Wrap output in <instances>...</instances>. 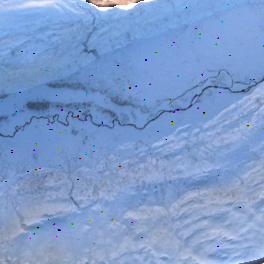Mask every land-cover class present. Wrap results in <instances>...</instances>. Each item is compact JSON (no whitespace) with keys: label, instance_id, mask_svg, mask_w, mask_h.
<instances>
[{"label":"trees","instance_id":"trees-1","mask_svg":"<svg viewBox=\"0 0 264 264\" xmlns=\"http://www.w3.org/2000/svg\"><path fill=\"white\" fill-rule=\"evenodd\" d=\"M97 2L128 7L134 5L136 0H97ZM254 2L255 0H223L218 8L209 10L194 6V0H155V3L146 6L137 16L116 22L129 31L123 40L113 44L111 50L127 47L130 38L140 37L141 34L150 32L168 29L178 30L186 35L187 24L191 20L203 19L208 14L220 13L232 6ZM55 20L56 14L52 11L35 10L25 20L0 24V38L5 33L27 35L23 45L26 54L38 53L35 58H30L26 62L15 63L12 65L13 68H22L25 74L40 72L44 70V57H57L67 50L66 46H62L54 39V35L63 30L62 28L52 29ZM3 47L4 45H0V49ZM81 51L100 57L96 50L89 49L84 43L81 44ZM10 55L14 57V53ZM43 83L86 90L99 89L111 94V89L101 84L84 83L75 79H57ZM260 84H264V80L254 85L240 99L229 103L225 108L227 111L221 110L219 114L209 117L207 121L185 122L189 124L186 129L182 125L168 126L166 124V127L160 129L161 133L153 132L145 136L144 131H140L135 137H127L122 131L123 125L119 123L105 127V131L94 129L96 127L93 123L90 128L95 131L73 127L78 121L83 125L91 119L89 115L91 105L87 103L53 105L44 100H27L21 106L31 113L32 121L47 122L51 125L48 118L54 114L53 112H58L62 119L58 129L63 131L57 134V139L48 138L25 150L5 143L3 151L0 152V176L8 178L10 185L4 187L3 211L5 213L9 209L15 211L29 201L43 200L49 196L58 198L62 196V203L77 208V216L82 228L85 224L87 225L90 212L94 213L99 222L92 248L98 252H106L107 257L110 256L109 253L118 250L125 241L130 245L129 250L125 252L127 253L125 257H128L132 251L139 249L138 245L145 243L155 234L169 237L170 240L176 239L164 226L158 225L156 220L160 218L174 221L177 217L178 221L183 222L185 217L189 215L191 218L198 211L209 216L206 213L214 211V208L196 207V205L205 204L208 200L227 201L226 204L215 207H222L228 211L216 212L215 215L221 214L228 219L229 232L234 233L236 230L238 232L242 220L244 228L252 225L251 228L258 229L260 223L257 218L264 210V131L258 127L241 148L229 153L227 164L224 163L225 158L221 157L220 153L227 151L231 145L221 146L217 150L205 153L204 156L200 153L208 143L213 140L219 143L221 140L229 139L234 130L252 123L254 118L259 125L260 118L264 116L260 112V109L264 108V102L257 97L253 101L256 107H253L252 103L244 101V98L249 97ZM19 88H26L23 82L20 83ZM8 93L0 91V97ZM110 111V114L105 112L104 121L110 122V118L115 115L114 110ZM79 115H82L83 119L78 118ZM0 119H7V117H0ZM210 119H215L217 123L204 129L203 124L208 123ZM114 120L120 121L121 116ZM113 126L114 131L110 130ZM195 128H200V132L197 133ZM206 133L214 135L211 139L206 137L204 141H201L200 136ZM172 135L176 138L166 144L159 143V140ZM157 136L159 139L155 138ZM10 139V137H4L6 142ZM177 144L180 147H177ZM214 163L224 166L212 168L206 176L199 179L183 175L184 171L194 172L193 166L203 167ZM185 165L188 167L185 168ZM7 166L15 169L11 172L18 175L11 172L4 175L3 168ZM161 171L164 175L163 180L148 179L149 176L158 175ZM169 176L177 177V179H169ZM238 179L240 180L239 189L232 187ZM226 187L232 188L227 194L224 191ZM241 190L246 193L244 196L246 201L255 202L250 205L251 212H248L242 204L234 206L236 198L241 195ZM102 191L108 199L101 197ZM113 193H115L114 197ZM196 193L201 195L193 196L191 201L173 209V205L179 204L186 196ZM77 195L88 197L89 200L90 197H97V199L90 200V203L86 204L81 211L80 204L84 201L77 200ZM185 208L188 209L187 212L183 211ZM157 209H172V211H169L166 216L157 217L155 220L150 219L156 216ZM172 212L177 214L173 215ZM129 213L133 216L129 217ZM221 215L219 217L205 216L206 219L198 218L195 221L207 220L214 225V221L219 222L222 219ZM135 216L149 218L148 223L133 219ZM149 226L153 227L149 228ZM138 228H144L146 231H138ZM58 248L66 250L64 246H58ZM84 248L86 247L83 246L81 252ZM66 251L69 252L68 249Z\"/></svg>","mask_w":264,"mask_h":264},{"label":"snow or ice","instance_id":"snow-or-ice-1","mask_svg":"<svg viewBox=\"0 0 264 264\" xmlns=\"http://www.w3.org/2000/svg\"><path fill=\"white\" fill-rule=\"evenodd\" d=\"M155 3V0H136L134 5L124 7L117 4H100L97 0H0V24L8 22H18L25 20L35 10H50L56 14V20L52 26L53 30L63 29L58 34L54 35V39L66 49L57 57L46 56L44 70L35 73L25 74L22 68H13L17 62H26L30 58H35L38 53L26 54V49L23 47L27 35L10 34L0 38V45H4L0 49V91L17 92L21 89L19 85L24 83L28 89H35L37 99H42L53 105L59 103H87L91 105L89 115L91 119L83 125L78 121L73 127L87 128L89 131H95L90 128L93 122H103L106 119V113L103 109L108 108L114 110V106L110 105V96L100 93L86 94L78 91L67 90H49L42 87L44 81L75 79L84 83L93 82L101 84L107 88L112 89V94L120 96L124 100L134 101L141 107L137 109L132 117L129 113L131 122L139 124L144 129V135H151L154 131L166 127V122L171 120H180L183 128H188L189 124L183 123L184 119L192 120L197 116V113L204 107L210 105L212 99L206 97L201 105L189 109L183 113L182 116L173 114L171 117L165 115L160 120H155V115L159 114L157 107V100L159 93L154 90L151 83H131L117 84V77L113 74V69L104 60L98 59L97 56L89 55L81 51V44L84 43L89 49L96 50L100 57L106 56L114 43L118 40H123L128 29L121 27L117 21L124 20L130 17L137 16L146 6ZM223 3V0H194V6L205 7L209 10L216 9ZM225 27L230 31L243 36L247 39V43L242 48H237L235 52H230L227 55L208 56L204 59L197 57V67L195 71L186 79L185 82L190 87L196 84L203 83L209 80L210 77L216 75L219 68L224 67L230 71L233 76L237 78L243 76L245 79L264 80V0H255L252 4H244L239 12H229L220 17ZM50 34V33H49ZM143 35V34H141ZM9 37V39H5ZM14 53L13 55H10ZM7 65V66H6ZM215 70V71H214ZM219 96V92L209 93V97ZM261 98L264 102V84L256 87L249 97H245L244 101L252 103L253 107L256 105L253 101L256 98ZM162 107V106H160ZM235 107V105H233ZM227 111V109H225ZM264 114V108L260 109ZM123 115V113H120ZM0 117H7V119H0V152L3 151L5 143L15 146L17 149L25 150L31 146H36L41 142L46 141L51 134L60 133L62 129H56L47 122L32 121L31 113L24 109L20 104V97L12 96L9 101H0ZM153 120V123L148 124V120ZM217 121L210 119L208 123L203 124V128L207 129L210 125H215ZM264 131V116L260 118V123L257 125L256 118L252 123L242 125L240 129L234 130L229 139L221 140L219 143L212 141L201 151V156L213 150L219 149L221 146L231 145L225 152H221L220 156L225 158L224 163L227 164V156L229 153L241 148L252 136L257 128ZM197 133L200 128H195ZM179 132V129H177ZM187 135V133H185ZM213 133H206L200 136V140L204 141L207 137L211 139ZM4 137H10L7 142ZM159 139V137H155ZM175 135L168 136L166 139L159 140L160 144H166L175 139ZM195 142V141H194ZM180 147L179 144L176 145ZM155 162H153L154 164ZM223 164L214 163L212 165L193 166L194 172L184 171V177L192 179H199L206 176L212 168H221ZM143 167V166H142ZM164 165H161L163 169ZM185 168L188 166L185 165ZM247 175V174H246ZM169 179H177V177L169 176ZM150 181L163 180L164 175L161 171L158 175L149 176ZM9 181L0 183V264H98V261H103L104 264H123L119 257L127 252L130 245L127 241L119 246V249L113 251L111 257H107L106 252H98L94 248H84L82 252L83 259H80V254H73L67 252L64 248L52 249L50 245L37 244L43 239L46 232H26L22 225H40L46 219V215L51 216H67L68 214L76 213L77 208L68 206L62 203L61 197H45L43 200L29 201L27 204L21 205L19 209L13 211L9 209L7 213L4 209V185ZM240 180H236L232 187L239 189ZM79 191V185L77 186ZM232 190L231 187L224 189L227 194ZM245 192L241 190V195L236 198L235 204H242L251 212L255 202H248L244 199ZM196 193L188 195L181 200L179 204L173 205V209L180 207L193 199V196H199ZM90 196V193H89ZM115 196V193L112 194ZM101 197L108 199L101 192ZM77 200L84 201L80 204V210L83 211L85 205L97 199V197H82L77 195ZM225 200H208L205 204L196 205L197 208H214V211L206 213L209 216L215 215L216 212L228 211L222 207L226 204ZM94 210V209H93ZM172 209H157L156 216L150 219L155 220L157 217H163ZM187 212L188 209H183ZM173 215L177 213L172 212ZM129 217L133 214L129 213ZM135 220H140L143 223H148L149 218L139 216L133 217ZM198 219L194 217L193 220ZM260 223V232L264 233V210L261 216L257 218ZM191 221H184L183 225H177L176 228H182L190 224ZM242 220L239 225V231L233 235L227 232H221L219 228L215 229V235H208L202 233V238H197L191 244L182 243L183 237H188L193 233V229L185 232H177L176 236L179 238L171 239L166 242V247L170 248L175 255L170 258L169 264H211L207 260V254L214 252L215 249L208 247H201L203 241H214L216 237H227L228 241H239L244 237L241 233H246L249 228L243 227ZM208 227V225H195L196 229ZM138 231L145 232L146 229L138 228ZM156 242L155 238L149 240L137 247L147 250ZM222 247H231L233 249L232 255L228 257L232 261L233 257H239L240 252L235 251V245L222 244ZM241 248H247V245H240ZM196 253V255H193ZM166 251H161L159 255H168ZM147 256V252L145 253ZM155 256L156 253H153ZM256 259L264 260V243L256 248L254 251ZM143 264L142 257H137ZM159 264V261L157 262Z\"/></svg>","mask_w":264,"mask_h":264},{"label":"flooded vegetation","instance_id":"flooded-vegetation-1","mask_svg":"<svg viewBox=\"0 0 264 264\" xmlns=\"http://www.w3.org/2000/svg\"><path fill=\"white\" fill-rule=\"evenodd\" d=\"M241 7L233 6L222 13H211L203 19L192 20L191 29H187L186 35L178 30L165 29L130 38L127 47L110 51L106 56L98 59L104 60L111 66L113 74L117 77V84L127 85L132 81L151 83L154 90L159 93L158 110H162L157 118L165 115L171 117L173 114L182 116L189 109L201 105L206 97L213 102L202 108L197 115L204 112L207 117L211 116L217 109H222L228 103L240 99L255 84L251 79H245L243 76L239 78L233 76L224 67L219 68L216 75L209 80L194 87H190L185 81L195 71L198 64L197 57L204 59L208 56L227 55L247 43L245 37L226 28L220 18L232 12L231 8H236L239 12ZM151 34H155V37L147 40L146 37ZM216 92H219L218 97H209V93ZM109 96L113 101L126 107L133 118L137 109L141 107L134 101L124 100L118 95ZM127 111L121 110L123 115L120 121L113 120L108 124L106 121L94 123H100L101 130L105 129V125L111 126L113 123L131 126L127 122L129 120ZM104 112L111 111L107 109ZM53 113L48 121L56 128L61 119L58 112ZM78 118L83 119V116L79 115ZM146 127L147 125L137 129L143 131Z\"/></svg>","mask_w":264,"mask_h":264},{"label":"water","instance_id":"water-1","mask_svg":"<svg viewBox=\"0 0 264 264\" xmlns=\"http://www.w3.org/2000/svg\"><path fill=\"white\" fill-rule=\"evenodd\" d=\"M231 11L232 12H237L236 9H231ZM190 24H191V22H190ZM154 37H155V34H151V35L147 36L146 38H147V40H149V39H153ZM260 81L261 80H259V79L257 80V82H260ZM41 86L44 87V88H47L49 90H53V89H56V90H67V91L74 90V91H78V92H82V93H86V94H94V93L103 94V93H101L99 91H85V90H82V89L76 90V89H70L68 87H63V86H59V87H51V86H46V85H41ZM12 96L25 97L27 99H35V98H37V93H36L34 88L33 89L24 88V89H21L20 91H17L15 93H10V94L0 98V101L7 102V101H9V98L12 97ZM111 104H113V103L111 102ZM154 118H156V115H155ZM148 122H150V121H148Z\"/></svg>","mask_w":264,"mask_h":264},{"label":"rangeland","instance_id":"rangeland-1","mask_svg":"<svg viewBox=\"0 0 264 264\" xmlns=\"http://www.w3.org/2000/svg\"><path fill=\"white\" fill-rule=\"evenodd\" d=\"M221 13H222V12H221ZM179 123H180V122H178V120H172V123H170V125H179ZM154 133H157V134H158V133H161V130L158 129V130L154 131ZM126 135H127V137H135L136 135H138V133H137V132H133V131H131V132L126 133ZM12 170H15V169H13L12 167H9V166L4 167V168H3V173H4V175H6L8 172H11ZM1 176H3V175H1ZM58 226H59V225H58ZM33 228H34V229H37V227H35V226H33ZM85 228H86V227H85ZM85 228H77V230H76L77 235L79 236V240H80L81 243H82L83 241H86V238H87V233H86ZM88 232H89V228H88ZM79 240H78V241H79ZM218 240L220 241L221 238H218ZM80 242H79V244H80ZM80 245H81V244H80ZM246 249L249 251L248 255H250V253H252V251H253V248H251V247L246 248ZM164 261H167V260L164 259Z\"/></svg>","mask_w":264,"mask_h":264}]
</instances>
